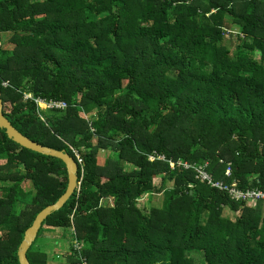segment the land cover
<instances>
[{
  "label": "trees",
  "instance_id": "obj_1",
  "mask_svg": "<svg viewBox=\"0 0 264 264\" xmlns=\"http://www.w3.org/2000/svg\"><path fill=\"white\" fill-rule=\"evenodd\" d=\"M0 98L21 133L78 163L41 228L72 231L87 264H264V201L182 165L264 191V0H0ZM67 185L61 159L0 128V264H20ZM155 194L161 206L139 205ZM33 244L31 264L79 259L73 243L64 263Z\"/></svg>",
  "mask_w": 264,
  "mask_h": 264
},
{
  "label": "water",
  "instance_id": "obj_2",
  "mask_svg": "<svg viewBox=\"0 0 264 264\" xmlns=\"http://www.w3.org/2000/svg\"><path fill=\"white\" fill-rule=\"evenodd\" d=\"M3 105V101L0 98V128L5 129L7 136L13 139L22 147L61 159L65 163L68 173V185L66 191L54 204L48 205L47 207L43 208L36 215L31 226L25 231L24 238L18 249V259L20 264H31L27 256V252L35 241L43 221L50 214L61 209L63 205L67 202V200L71 197V195L75 192V190L78 188L79 166L76 160L65 150H58L42 145L21 133L16 127L11 124L9 119L5 116L3 112Z\"/></svg>",
  "mask_w": 264,
  "mask_h": 264
},
{
  "label": "rangeland",
  "instance_id": "obj_3",
  "mask_svg": "<svg viewBox=\"0 0 264 264\" xmlns=\"http://www.w3.org/2000/svg\"><path fill=\"white\" fill-rule=\"evenodd\" d=\"M231 18H227V24L229 27L233 30H236V26H234L233 23H231ZM233 45L236 43L235 37L232 38ZM43 104V103H42ZM41 108H46V104L40 105ZM101 156L103 154H108L111 157H116L115 152H111L108 150H103L100 152ZM104 156V155H103ZM160 177H155V183L158 184L160 182ZM29 188L30 186H26ZM150 197V199H149ZM153 201L151 204L154 206H161L163 202V195L162 194H155L152 196H144V200L139 202V205L142 207L144 204L149 203ZM250 203V202H249ZM226 215H230L233 218V215L230 211H225ZM75 237H73L72 231H67L63 228L58 227H49L44 226L41 228L39 236L37 237V240L33 244V249H40L42 251H45L49 254L52 261L56 263H64L66 262L67 258L70 255L69 245L71 243H74Z\"/></svg>",
  "mask_w": 264,
  "mask_h": 264
},
{
  "label": "built area",
  "instance_id": "obj_4",
  "mask_svg": "<svg viewBox=\"0 0 264 264\" xmlns=\"http://www.w3.org/2000/svg\"><path fill=\"white\" fill-rule=\"evenodd\" d=\"M4 85H7V82H4ZM39 106L43 104H46V108H57V109H64L67 106V103L65 101H55L51 100L49 102H45L43 100H39ZM153 159V158H151ZM181 164V163H180ZM182 165L185 168H195V175L196 178L201 182H206L208 185H210L213 188H217L219 190H222L226 192L229 197L235 201H247L250 204H254L258 200L264 201V191L259 189H239L235 186H231L224 182L222 179H215L212 173L208 170V164H192L190 162H184ZM171 166L174 167L175 163L171 162ZM226 176L231 175V169L230 167L227 168L225 172ZM74 250L77 251L78 254L82 251V244L79 243L77 240L73 243ZM75 264H87V260L84 257H80L79 260L75 262Z\"/></svg>",
  "mask_w": 264,
  "mask_h": 264
},
{
  "label": "bare ground",
  "instance_id": "obj_5",
  "mask_svg": "<svg viewBox=\"0 0 264 264\" xmlns=\"http://www.w3.org/2000/svg\"><path fill=\"white\" fill-rule=\"evenodd\" d=\"M42 105H43V104H42ZM80 257H83V256H82L81 254H79V259H80ZM79 259H78V260H79ZM85 259H86V258H85Z\"/></svg>",
  "mask_w": 264,
  "mask_h": 264
},
{
  "label": "crops",
  "instance_id": "obj_6",
  "mask_svg": "<svg viewBox=\"0 0 264 264\" xmlns=\"http://www.w3.org/2000/svg\"><path fill=\"white\" fill-rule=\"evenodd\" d=\"M2 185H3V184H2ZM27 185H28V184H26V186H27ZM29 188H31V186H30ZM29 188H28V189H29ZM37 249H38V248H37ZM38 250H40V249H38Z\"/></svg>",
  "mask_w": 264,
  "mask_h": 264
}]
</instances>
